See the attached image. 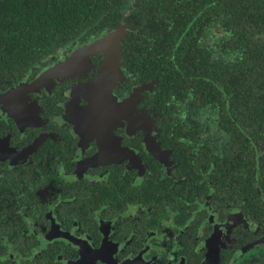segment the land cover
Listing matches in <instances>:
<instances>
[{"label":"flooded vegetation","instance_id":"1","mask_svg":"<svg viewBox=\"0 0 264 264\" xmlns=\"http://www.w3.org/2000/svg\"><path fill=\"white\" fill-rule=\"evenodd\" d=\"M251 1L127 0L120 20L13 69L0 264H264V0Z\"/></svg>","mask_w":264,"mask_h":264},{"label":"trees","instance_id":"2","mask_svg":"<svg viewBox=\"0 0 264 264\" xmlns=\"http://www.w3.org/2000/svg\"><path fill=\"white\" fill-rule=\"evenodd\" d=\"M242 1V0H241ZM240 0H215L235 4ZM127 0H0V85L17 79L26 63L76 37L93 20H120ZM258 1H251L257 3ZM117 16L115 18V13Z\"/></svg>","mask_w":264,"mask_h":264},{"label":"water","instance_id":"3","mask_svg":"<svg viewBox=\"0 0 264 264\" xmlns=\"http://www.w3.org/2000/svg\"><path fill=\"white\" fill-rule=\"evenodd\" d=\"M103 42L109 44L110 49L106 51V61L108 64H113L116 60L119 62L122 52L120 48V32L113 33L107 36Z\"/></svg>","mask_w":264,"mask_h":264}]
</instances>
